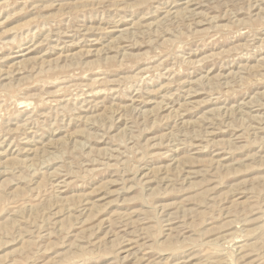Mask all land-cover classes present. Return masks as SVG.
<instances>
[{"label":"rangeland","instance_id":"rangeland-1","mask_svg":"<svg viewBox=\"0 0 264 264\" xmlns=\"http://www.w3.org/2000/svg\"><path fill=\"white\" fill-rule=\"evenodd\" d=\"M0 264H264V0H0Z\"/></svg>","mask_w":264,"mask_h":264}]
</instances>
